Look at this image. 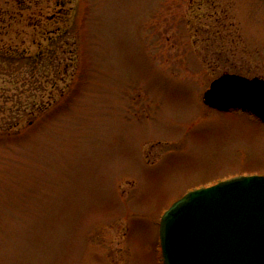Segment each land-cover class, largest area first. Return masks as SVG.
I'll list each match as a JSON object with an SVG mask.
<instances>
[{
	"label": "rangeland",
	"instance_id": "rangeland-1",
	"mask_svg": "<svg viewBox=\"0 0 264 264\" xmlns=\"http://www.w3.org/2000/svg\"><path fill=\"white\" fill-rule=\"evenodd\" d=\"M225 72L264 77V0H0V264H162L176 200L264 174V122L202 101Z\"/></svg>",
	"mask_w": 264,
	"mask_h": 264
},
{
	"label": "water",
	"instance_id": "water-1",
	"mask_svg": "<svg viewBox=\"0 0 264 264\" xmlns=\"http://www.w3.org/2000/svg\"><path fill=\"white\" fill-rule=\"evenodd\" d=\"M206 105L242 109L264 122V79L224 73ZM163 264H264V175L237 176L194 189L161 217Z\"/></svg>",
	"mask_w": 264,
	"mask_h": 264
},
{
	"label": "trees",
	"instance_id": "trees-1",
	"mask_svg": "<svg viewBox=\"0 0 264 264\" xmlns=\"http://www.w3.org/2000/svg\"><path fill=\"white\" fill-rule=\"evenodd\" d=\"M38 59L39 58L36 57L33 60V63H32V70L33 71L32 72H35V69H37V63L36 62H38ZM59 74H60L59 70L56 69L50 75L47 74V75L43 76V82L47 83V84L48 83L51 84L49 87V92L48 93L46 92V94H45L46 96L42 97V99H40V101H33L32 102L33 104L30 107L31 111L29 112L30 115L33 116L35 112L43 109L45 107V105L51 104L52 100L56 97V95L63 92V90H64L63 88L66 85V83L59 87L58 82L61 79V74H60V76H59ZM18 125H19L18 120L14 121V122L12 121L9 123V127L11 126V127L15 128Z\"/></svg>",
	"mask_w": 264,
	"mask_h": 264
}]
</instances>
